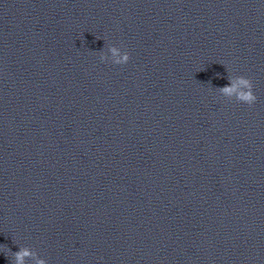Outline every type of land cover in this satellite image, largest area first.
Listing matches in <instances>:
<instances>
[{
  "label": "clouds",
  "instance_id": "obj_1",
  "mask_svg": "<svg viewBox=\"0 0 264 264\" xmlns=\"http://www.w3.org/2000/svg\"><path fill=\"white\" fill-rule=\"evenodd\" d=\"M109 52L111 53V59L103 54L100 55L99 59L102 63L110 61L115 65H123L130 59L128 52L121 51V49L116 46H111ZM229 80L230 83L228 86L218 90L225 98H235L236 101L245 103L249 106L256 102L257 97L253 92V83L249 78L245 76H230ZM31 256H33V253L30 249L21 248L19 251L12 253V262L13 264H25V259ZM36 264H45V261L37 259Z\"/></svg>",
  "mask_w": 264,
  "mask_h": 264
}]
</instances>
